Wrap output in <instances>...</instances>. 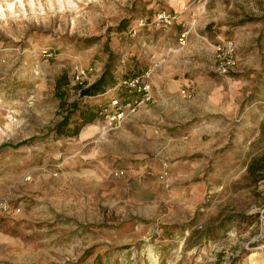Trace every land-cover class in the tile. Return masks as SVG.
Here are the masks:
<instances>
[{"label": "rangeland", "instance_id": "rangeland-1", "mask_svg": "<svg viewBox=\"0 0 264 264\" xmlns=\"http://www.w3.org/2000/svg\"><path fill=\"white\" fill-rule=\"evenodd\" d=\"M108 61L153 98L102 130L125 92L71 69ZM263 155L264 0H0V264H260Z\"/></svg>", "mask_w": 264, "mask_h": 264}, {"label": "built area", "instance_id": "built-area-1", "mask_svg": "<svg viewBox=\"0 0 264 264\" xmlns=\"http://www.w3.org/2000/svg\"><path fill=\"white\" fill-rule=\"evenodd\" d=\"M157 18H160L164 22L169 23L173 18L169 12L162 10L157 13ZM185 32L182 31L179 35V41L184 42ZM236 46L235 42L227 37L222 41H219L213 45L212 57H214L215 66L220 72H225L229 67L236 64L235 56ZM151 67L147 69L132 74V76H126L116 79V81L111 84L107 90L124 91L126 97L119 99L118 97H113L110 100L111 108H103V119L101 121L102 130L116 129L123 122L132 115L138 108V105L142 102L149 101L153 98V93L151 90ZM100 72L96 68L87 65H80L78 62L72 64L71 77L78 84H83L85 80H91L93 75L99 78ZM184 95H189L188 89H181ZM115 175L122 174V169L114 170ZM260 264H264V250L260 249Z\"/></svg>", "mask_w": 264, "mask_h": 264}, {"label": "trees", "instance_id": "trees-1", "mask_svg": "<svg viewBox=\"0 0 264 264\" xmlns=\"http://www.w3.org/2000/svg\"><path fill=\"white\" fill-rule=\"evenodd\" d=\"M121 26L123 24H120ZM108 57H110V53L108 54ZM113 65L112 61H108L104 69L100 73V77L94 81L93 83H90L89 85L85 86L80 90L81 94H96L99 93L101 90L105 89L107 86H110L113 82V75L111 74V66ZM79 116H80V124L83 125L85 123H90L93 121L95 116L97 115L99 110L97 111L95 104H83L78 108ZM68 117L67 115H64L61 119V121L58 123V125L62 128L67 129V122ZM78 127L74 128L73 132H75ZM69 132V130L67 131ZM247 171L255 180L264 179V155L260 156L258 158H255L251 160L247 164Z\"/></svg>", "mask_w": 264, "mask_h": 264}, {"label": "crops", "instance_id": "crops-1", "mask_svg": "<svg viewBox=\"0 0 264 264\" xmlns=\"http://www.w3.org/2000/svg\"><path fill=\"white\" fill-rule=\"evenodd\" d=\"M263 245H264V243H263Z\"/></svg>", "mask_w": 264, "mask_h": 264}]
</instances>
